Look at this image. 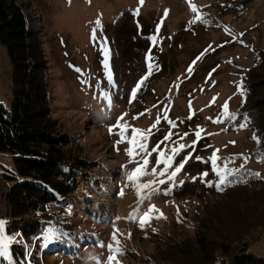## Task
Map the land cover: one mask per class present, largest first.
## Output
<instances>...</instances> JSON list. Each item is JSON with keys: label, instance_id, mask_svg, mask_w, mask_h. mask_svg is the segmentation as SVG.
<instances>
[{"label": "rangeland", "instance_id": "374dc122", "mask_svg": "<svg viewBox=\"0 0 264 264\" xmlns=\"http://www.w3.org/2000/svg\"><path fill=\"white\" fill-rule=\"evenodd\" d=\"M19 1L42 37L49 64L53 116L72 135L75 147L101 162L98 169L110 181V185L81 183L75 190L78 200L74 204L50 208L51 213L61 209L66 212L67 227L86 241L80 244L70 237L69 247H60V242L52 245L57 233L47 228L33 240L28 263L97 264L98 260L103 264L111 253L101 245L115 246L112 235L116 232L122 254L112 264L117 261L137 264L144 254H156L170 236L194 237L190 228L193 218L201 213L208 199L215 197L203 186L219 181L211 159L214 155L220 158L216 164L221 168L225 161H230L229 169L250 168L264 176V161L256 157L252 131L236 123V115L234 119L222 115L225 102L229 111L236 113L243 95L238 87L242 74L253 63L255 51L264 48V0H251L246 8L225 5L240 0H192L202 13L215 15L216 25L191 23L195 14L187 0H144L143 5L139 0ZM94 29L96 40L92 39ZM153 35L157 37L156 44L149 39ZM105 37L111 80L109 69L104 67L102 38ZM149 53L153 72L133 100L132 90L147 75ZM11 72L7 50L0 44V104L7 108L13 91ZM121 116L123 120L119 123L130 126L127 137H131L133 128L144 131L151 128L146 141L151 155L144 154L150 162L149 172L155 168L159 173L166 167L156 163L160 159L159 152L153 151L157 144L166 154L180 144L186 146L175 155L164 176H143L137 182L128 180L139 165L127 155L126 149L131 145L117 143L120 137L115 133L119 129L109 132ZM217 118L223 122L215 123ZM157 119L160 123L152 128ZM200 129L203 131L195 147H187L197 141L195 133ZM169 132L171 139L164 140ZM189 156L191 159H187ZM185 159L182 171L169 180L168 175ZM0 164L14 168L8 153L0 155ZM116 177L120 180L116 181ZM161 179L165 183L153 184L157 191L150 198L152 189L137 193V183ZM193 182L197 185L179 192L181 185ZM6 190V185L0 183V211L7 216L3 220L0 217V221L4 222V235L9 236L6 225L11 218ZM151 205L166 219L154 218L141 229L140 215ZM132 216L136 219H130ZM50 234L53 242L46 240ZM256 236L249 251L264 258V228ZM14 242L30 244L20 233L12 237L8 260L12 259ZM58 248L62 252L56 256Z\"/></svg>", "mask_w": 264, "mask_h": 264}, {"label": "trees", "instance_id": "16d2710c", "mask_svg": "<svg viewBox=\"0 0 264 264\" xmlns=\"http://www.w3.org/2000/svg\"><path fill=\"white\" fill-rule=\"evenodd\" d=\"M250 1L225 5L246 8ZM203 14L209 21L206 25L218 24L211 12ZM0 44L7 50L13 83L10 106L0 104V155L8 153L14 161V168L0 164V183L7 187L11 218L6 232L11 237L20 233L30 243L26 246L14 242L12 259L0 256V264H30L27 255L32 242L47 228L57 233L52 245L60 242V247H69L70 237L80 244L86 241L67 227L66 212L61 209L51 213L50 208L74 204L78 200L75 190L81 183L110 185V181L98 169L101 162L75 147L72 135L53 116L49 64L42 37L19 0H0ZM241 80L243 95L236 109V123H246L244 128L260 138L259 143L254 139V149L256 157L264 161V48L255 51L253 63ZM249 173L258 172L239 169L235 176L228 177L237 182L221 186L223 191L216 186L219 181L204 184L215 197L208 199L201 213L193 218L190 228L194 237L170 236L156 254H144L137 264H264V258L249 251L256 233L264 228V176ZM194 185L197 183H185L179 192ZM59 248L56 256L62 252Z\"/></svg>", "mask_w": 264, "mask_h": 264}, {"label": "snow or ice", "instance_id": "6c2138e0", "mask_svg": "<svg viewBox=\"0 0 264 264\" xmlns=\"http://www.w3.org/2000/svg\"><path fill=\"white\" fill-rule=\"evenodd\" d=\"M187 2L189 3L190 9L191 11L195 14L194 15V19L191 21V23H196V22H203L205 24H207L209 21L205 19V14H203L200 10V8L192 2V0H187ZM140 5H143L144 0H139ZM136 14L139 15V9H136ZM167 17V11L165 12V18ZM100 22L97 21V24H99ZM163 23V21H161V24ZM102 27V25H101ZM159 31V26L157 28V32ZM92 39L96 40V30L94 29L92 32ZM103 39V43H102V50L104 52V67L106 69H109L108 71V77L109 80L112 79V73L111 70L109 68V63H108V57H109V50L107 48V39L102 38ZM149 39L152 41L153 44H156L157 41V37L155 35L149 37ZM147 60L149 61L148 65H147V75H145L135 86V88L132 90L131 92V98L133 100L136 99L137 97V93L138 91H140L141 87L144 85L145 81L149 78V76L152 74L153 72V65L151 64V60H152V56L151 54H147ZM189 73H191L192 71V67L190 66L188 69ZM238 87L241 88V94H243V85H239ZM214 102V101H213ZM224 109V112L222 113V115L225 118L228 119H234L235 118V114L231 113L229 111V105L227 102H225V104L222 106ZM165 120H167V116L165 115ZM191 118V117H189ZM120 120H123V116L118 118V123L116 125L110 126L109 128V132L110 134L113 133V129L118 128L119 131L116 132L115 134L118 135L120 137V139L117 141V143H125L127 142L129 145H131L129 148L126 149L127 155L129 157H131L139 166H137L135 168V170L128 176V180L133 181V182H137L139 181L140 177L143 176H164L167 172L168 169L172 167L173 165V160L175 155L179 154L181 150L185 149V145L184 144H180L179 147H173L169 150V152L171 154H166L164 151H160V145L157 144L155 146V148L153 149V151H158L159 152V157L160 159L158 161H156L157 164H164L166 167L160 171L159 173L156 172V169L153 168L151 170V172H149L148 169V165H149V160L146 158V155H151V153L148 151V145L146 143V141L148 140L149 135H151V128L148 129L147 131L138 129V128H133L132 129V135L131 137H127V132L129 130V125L127 123H119ZM173 128L176 127L175 123L171 120L167 121ZM215 123H222L223 121L219 118H217V120L214 121ZM160 123V120L157 119L156 123H154L152 125V128H156L157 124ZM241 127H247V124H242L240 125ZM203 131V129H200L199 131H197L195 133L196 137H197V141H193L192 145H189L187 147H195V144L198 142V140L201 138V132ZM187 135V133L185 134ZM172 137V133L169 132L165 137L164 140H170ZM253 139L257 140V142H260V138L256 137L254 135ZM160 143H163V141H161ZM234 143V142H233ZM146 154V155H144ZM140 156L141 160H136V157ZM245 160L248 159V157H243ZM187 159H191V157L189 156ZM187 159L183 160L182 162H180L175 169L168 175V179L169 180H174L175 177L177 176L178 173H180L182 171V169L184 168L185 164L187 163ZM196 159H200L199 157H196ZM212 164H213V169L216 172V175L219 177V182L216 185L218 190L223 191L224 187L221 186H230L234 183H236V180H229L228 177L229 176H235L238 172L239 169H229L227 167V164L230 161H225L224 167L221 168L220 166H218L216 164V161L218 159H220L218 156H213L212 158ZM142 161V162H141ZM204 176H207V173H203ZM249 175L251 176H255V177H259V173H249ZM159 183V184H164L165 180H152L149 183H137L136 184V189H137V193L139 194L140 192H142L145 189H152V191L148 194V198L151 197L152 193H154L155 191H157V189L153 188L152 185L155 183ZM239 182H246V181H239ZM211 186V185H209ZM123 194V193H121ZM144 197L141 198V202H143ZM158 213V215L153 216L152 213ZM159 219V218H163L166 219V217L164 216V214L162 212H160L158 209L155 208V205H151L149 207V209L147 211H145L143 214L140 215L139 218V227L141 229H144L146 227V225H150L151 220L152 219ZM130 219H136V216H132L130 217ZM118 231V229H117ZM153 231H155V229H153ZM129 238H130V234H129ZM112 239L114 241V244H108V245H101L102 247H107L108 251L111 253V255L108 256L107 261L103 262V264H112L113 260L115 259L116 256L122 254V249L119 247V239L117 238L116 232L113 233L112 235ZM46 240L48 242H53L52 241V237L51 234L49 237L46 238ZM12 242V237L6 236L4 235V222L0 221V256H4V257H9V245ZM47 246V244L45 245ZM10 258V257H9ZM94 260L96 259L95 257L93 258ZM97 264H101L100 261L97 260ZM116 264H119V262L117 261Z\"/></svg>", "mask_w": 264, "mask_h": 264}, {"label": "built area", "instance_id": "2783aa9c", "mask_svg": "<svg viewBox=\"0 0 264 264\" xmlns=\"http://www.w3.org/2000/svg\"><path fill=\"white\" fill-rule=\"evenodd\" d=\"M109 208L111 207V205L110 206H108ZM8 213V212H7ZM0 217H3L2 218V220L4 219V218H6L7 216H6V212L5 211H0Z\"/></svg>", "mask_w": 264, "mask_h": 264}]
</instances>
